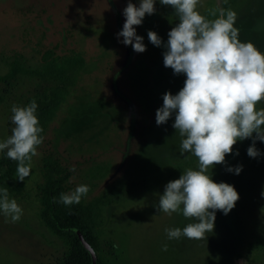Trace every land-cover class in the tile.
<instances>
[{
  "label": "rangeland",
  "instance_id": "obj_1",
  "mask_svg": "<svg viewBox=\"0 0 264 264\" xmlns=\"http://www.w3.org/2000/svg\"><path fill=\"white\" fill-rule=\"evenodd\" d=\"M129 0H0V73L5 61L23 53L29 64L39 51L54 48L63 54L83 55L79 74L64 79L18 73L0 79V142L11 135L13 104L26 106L33 99L41 110L53 87H67L68 95L37 148L27 177L29 196L15 199L22 208L19 221L0 213V264H64L66 247L40 223L34 190L39 179L38 162L44 149H55L73 168L77 180L94 178L106 184L117 178H151V186L125 201L105 208L104 240L113 243L103 256L106 264H264V141L256 140L260 155L247 149L252 138L237 141L225 164L208 174L219 183L235 187L239 200L225 215L216 211L214 229L206 239L181 236L169 240L165 228L183 229L195 222L182 211L159 212V195L165 185L188 168L198 170V159L180 153L182 137L173 127L175 115L156 124V110L163 94L175 95L186 76L165 67L163 44L154 46L148 31L163 43L180 21L171 6L155 0V13L146 14L134 26L146 50L138 53L117 34L125 22L123 9ZM139 7L140 0H131ZM236 13L234 26L241 42H252L264 54V0H200L197 10L212 20L209 9ZM264 108V101L257 109ZM256 134L253 133V136ZM238 152V155L236 154ZM5 161L6 150L0 151ZM242 165L237 175L229 166ZM183 206H181L182 209ZM165 245L167 250H165Z\"/></svg>",
  "mask_w": 264,
  "mask_h": 264
},
{
  "label": "clouds",
  "instance_id": "obj_2",
  "mask_svg": "<svg viewBox=\"0 0 264 264\" xmlns=\"http://www.w3.org/2000/svg\"><path fill=\"white\" fill-rule=\"evenodd\" d=\"M160 3L171 6L180 22L168 32L166 43L152 30L148 31L149 41L157 47L163 44L164 66L174 74H184L186 79L175 95L170 91L163 94V105L156 110V124H165L175 115L173 127L182 137L180 153L195 156L198 170L188 168L178 179L169 181L156 207L169 216L182 211L184 217L195 221L183 229L165 228L169 240L181 236L203 240L214 229L216 211L227 215L239 200L235 187L215 182L208 174L209 168L225 164L226 154L233 152L238 140L252 138L247 154L252 158L260 155L255 141H264V108L257 109L264 101V54L252 42L239 40V29L234 26L236 13L230 9H209L213 17L219 12L218 18L209 20L197 10L200 0ZM154 4L155 0H140L137 7L129 0L123 9L126 19L117 36L138 53L144 52L146 46L134 26L141 25L146 14L155 13ZM37 107L35 99L26 106L13 104L14 127L11 135L0 142V151L6 150L7 157L18 162L15 178L20 181L30 175L32 157L38 154L44 139ZM242 167L229 166L226 170L238 175ZM71 171H75L74 166ZM88 192L87 185H78L70 193H61L60 202L78 204ZM22 211L15 199H9L8 189L0 188V213L15 223Z\"/></svg>",
  "mask_w": 264,
  "mask_h": 264
},
{
  "label": "trees",
  "instance_id": "obj_3",
  "mask_svg": "<svg viewBox=\"0 0 264 264\" xmlns=\"http://www.w3.org/2000/svg\"><path fill=\"white\" fill-rule=\"evenodd\" d=\"M37 53V61L32 65L29 64L25 54L15 53L12 58L5 61L7 72L0 73V79L6 80L15 77L18 73L64 79L68 75L79 74L84 67L85 59L76 50L71 54H63L54 48H46ZM67 95L68 91L65 86L51 88L48 94L49 101L36 112L39 126L43 128V132L40 133L44 137L43 142ZM6 161V167L0 173V188L8 189L9 199L29 196L27 177L23 181L15 178L18 162L11 159ZM4 163V159L0 157V167ZM71 169L72 167L55 149L51 147L44 149L38 162L40 177L34 190V197L39 204L37 214L40 223L66 247L64 264H93L91 253L82 243L77 233L78 230L94 247L97 254L96 264H106L103 256L113 243L103 239L105 208L125 201L136 192L150 187L151 178H117L101 184L94 178L77 180ZM78 185L89 187L87 195L82 197L78 204L61 203V193H70Z\"/></svg>",
  "mask_w": 264,
  "mask_h": 264
},
{
  "label": "water",
  "instance_id": "obj_4",
  "mask_svg": "<svg viewBox=\"0 0 264 264\" xmlns=\"http://www.w3.org/2000/svg\"><path fill=\"white\" fill-rule=\"evenodd\" d=\"M77 233H78L82 243L84 244V246L90 251L93 264H96L97 254H96L94 247L86 240V238L84 237L83 233L80 230H78Z\"/></svg>",
  "mask_w": 264,
  "mask_h": 264
}]
</instances>
